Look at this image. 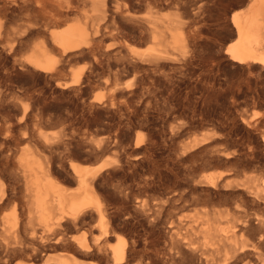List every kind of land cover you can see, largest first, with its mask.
<instances>
[{
    "label": "rangeland",
    "instance_id": "1",
    "mask_svg": "<svg viewBox=\"0 0 264 264\" xmlns=\"http://www.w3.org/2000/svg\"><path fill=\"white\" fill-rule=\"evenodd\" d=\"M248 1L113 0V8L120 6L121 10L115 15L119 32L116 29L111 35L103 29L94 51L97 55L66 57L60 71L50 74L21 67L19 59L29 50L10 54L0 47V116L15 126L5 150L12 152L17 172L12 179L17 189L2 213L28 208L32 199L31 187L26 193L19 176L18 160L25 150L49 161L53 175L68 192L78 187L71 162L94 166L114 160V165L95 177L103 217L90 208L83 220L64 221L61 233L66 243L42 249L36 256L17 249L11 253L10 264H30L48 256L79 264H113L109 253L101 257L76 250L81 240L89 245H112L116 238L105 237L111 227L114 234L140 241L138 250L143 248L148 230H155L162 244L169 240L172 217L193 219L206 207L208 191L201 181L211 173H225L230 186L223 189L222 200L241 207L231 223L240 227L241 218L249 214L255 225L256 215L264 214V208L255 205L249 191L240 187L246 182L264 192V147L257 143L264 134V66L244 71L225 54L235 37L231 14L244 9ZM127 9L135 14L150 13L162 22L180 15L189 29L188 50L169 48L175 59L134 70L125 41L134 39L130 44L139 48L150 42L133 30L136 26L123 14ZM75 72L81 74L76 88L57 86ZM97 97L101 102L94 100ZM26 105L30 115L19 127ZM203 137L207 140L189 148ZM221 153L228 154V160ZM2 174L1 179L9 182V176ZM143 203L158 210L159 220L138 210ZM152 223L157 226L151 230ZM18 228L7 227L0 237L15 241L23 236ZM33 228L42 232L38 224L29 227ZM251 232L246 235L248 241L258 243V231Z\"/></svg>",
    "mask_w": 264,
    "mask_h": 264
},
{
    "label": "bare ground",
    "instance_id": "2",
    "mask_svg": "<svg viewBox=\"0 0 264 264\" xmlns=\"http://www.w3.org/2000/svg\"><path fill=\"white\" fill-rule=\"evenodd\" d=\"M112 3L113 0H0V47L10 54L29 50L19 59L20 65L36 74L59 72L60 64L66 57L77 53L95 55L94 51L103 29L111 35L116 29L119 32L115 15H119L117 10H120V6H116L115 10ZM131 12L124 10V17L134 23L133 26L136 27L132 28L140 34L141 39L150 42L148 47L139 48L132 45L134 39L125 41L126 56L135 65L134 70L151 65L158 66L165 60L175 59L169 48L181 52L188 50L191 42L189 29L180 15L174 14L168 21L162 22L160 20L163 19L150 16V13L147 15ZM231 23L234 28L232 36L235 37L226 46L225 54L231 63L241 70L260 69L264 66V0H249L244 9L231 14ZM80 79L81 74L75 72L70 80L65 81L63 85L58 82L57 86L63 89L76 88ZM125 87L129 88V84ZM94 100L101 102L102 99L97 97ZM28 110L27 105L23 107L17 124L19 127L22 126L21 121L28 117ZM2 118L0 116V236L7 227L15 226H18L23 234L12 242L3 236L0 237V264H10L11 253L17 249L36 256L42 249L66 243L61 233L64 221L77 223L85 218V212L90 208L103 217L104 206L95 188V177L111 167L114 160L105 159L94 166L71 162L70 167L76 176L78 187L75 191L68 192L65 185L53 175L49 161L42 160L35 152L25 150L18 160L19 176L26 185V193L31 187L32 199L28 208L2 213L3 207L7 206L6 203L13 198L12 193L17 189L12 181L17 173L14 172L16 169H13L14 156L12 157V152L6 151L8 148L5 150L6 140L15 126H11L10 122ZM206 140L207 137L197 139L189 148ZM139 142L140 140L137 143ZM257 143L258 146L264 147V134L262 142L258 140ZM221 156H224L225 160L229 158L225 153H221ZM2 173L9 176V182L5 180V183L1 179ZM224 174L211 173L204 177L201 182L207 187L209 197L206 207L193 219L187 216L172 217L169 222L168 241H162L161 244L159 236L154 235L155 230L151 229H155L157 225L152 223V232L145 231L146 238L143 240L144 244H141L143 248L138 250L137 242L140 244V241L114 234L115 228L111 227L106 229L105 237L109 239L114 236L115 243L105 247L99 242L89 245L81 240L77 252H95L101 257L109 253L113 264H264V253L261 250L264 246V214L256 215L255 225L249 214L241 218L240 227L238 224H232L231 218L241 207L232 206L231 202H223L222 191L230 186ZM240 189L248 190L251 201L264 208L263 191L247 185L246 182H243ZM138 207L147 217L153 216L155 221L159 220L158 210L147 208L145 203ZM33 224L40 225L42 232L34 228L29 229ZM252 230L259 233V242L256 244L250 243L246 237ZM102 232L104 233V230ZM136 234L133 232L131 235L138 237ZM30 264L79 263L65 262L59 257L48 256Z\"/></svg>",
    "mask_w": 264,
    "mask_h": 264
}]
</instances>
